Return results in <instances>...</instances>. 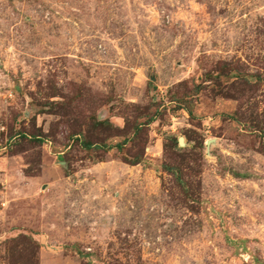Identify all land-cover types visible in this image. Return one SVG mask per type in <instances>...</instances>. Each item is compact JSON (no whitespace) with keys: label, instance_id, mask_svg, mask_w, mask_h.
Listing matches in <instances>:
<instances>
[{"label":"rangeland","instance_id":"1","mask_svg":"<svg viewBox=\"0 0 264 264\" xmlns=\"http://www.w3.org/2000/svg\"><path fill=\"white\" fill-rule=\"evenodd\" d=\"M0 264H264V0H0Z\"/></svg>","mask_w":264,"mask_h":264},{"label":"water","instance_id":"2","mask_svg":"<svg viewBox=\"0 0 264 264\" xmlns=\"http://www.w3.org/2000/svg\"><path fill=\"white\" fill-rule=\"evenodd\" d=\"M180 140V139H179Z\"/></svg>","mask_w":264,"mask_h":264}]
</instances>
